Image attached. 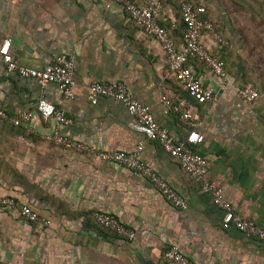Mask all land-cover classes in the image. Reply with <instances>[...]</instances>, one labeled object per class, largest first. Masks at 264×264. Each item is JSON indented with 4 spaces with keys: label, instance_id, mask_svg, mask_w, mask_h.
Segmentation results:
<instances>
[{
    "label": "crops",
    "instance_id": "1",
    "mask_svg": "<svg viewBox=\"0 0 264 264\" xmlns=\"http://www.w3.org/2000/svg\"><path fill=\"white\" fill-rule=\"evenodd\" d=\"M193 1L207 8L225 42L218 45L208 33L202 44L211 53L228 47L230 56L227 85L201 62H189L218 95L204 105L191 99L169 71L161 45L123 6L107 8L110 0H0V46L11 39L14 60L43 70L67 54L78 65L68 100L55 84L42 87L0 69V107L8 117L0 118V196L51 223H30L19 210L0 207V264H163L164 252L174 244L194 264H264V244L223 229L224 212L158 143L131 129L134 120L123 103L101 98L94 106L89 100L92 83L123 82L160 126L185 138L189 123L167 113L162 97L186 99L205 137L197 152L211 163L208 180L223 189L238 213L264 227V93L248 104L235 87L242 83L235 77L243 75L264 85V27H255L253 15L232 0ZM163 15L173 24L182 22L180 6L169 0ZM43 94L73 120L61 128L72 140L126 153L144 142L143 161L188 208L175 207L148 179L121 165L49 141L56 122L37 111ZM23 111L31 120L13 123ZM98 212L119 218L136 231V240L102 228Z\"/></svg>",
    "mask_w": 264,
    "mask_h": 264
},
{
    "label": "built area",
    "instance_id": "2",
    "mask_svg": "<svg viewBox=\"0 0 264 264\" xmlns=\"http://www.w3.org/2000/svg\"><path fill=\"white\" fill-rule=\"evenodd\" d=\"M174 1L181 8L182 20L185 25L181 49L177 47L165 26L169 23V19L163 15L164 4L162 0H110L107 8L114 4L123 6L135 24L161 45L168 60L169 71L191 99L200 105L214 102L218 98L217 93L203 85L189 66V62H201L223 84H229L231 81L225 62L213 56L210 50L202 44L205 35L208 33L212 34L213 41L218 45H223L225 42L216 33L214 24L206 17L207 8L204 5L197 4L193 0ZM11 50L12 41L6 39L0 46V69L5 68L9 73H15L23 79L35 80L42 87L55 84L62 90L63 99H70L76 86L75 73L78 68L76 58L73 55H58L52 59L49 66L39 70L21 65L14 60ZM235 87L239 97L248 104L254 103L259 98V91L253 86L240 87L237 85ZM101 98L123 103L134 120L130 124L131 129L142 134L146 140L158 143L166 153L181 164L184 171L192 179L199 183L202 190L211 196L214 205L224 212L223 229H236L248 239L264 244V227L238 213L226 198L223 189L216 187L208 180L211 163L208 158L197 152V149L204 144L205 137L199 133V123L194 119L192 106L186 99L172 100L166 95L162 97L166 112L180 116L191 127L185 138H176L166 128L158 124L150 108L142 104L125 83H92L89 86L91 104L96 106ZM37 111L44 120L56 122L54 132L47 136L49 141L66 149L96 154L104 162L121 165L148 179L175 207L182 210L188 208L185 199L157 171L143 161L144 142H141L138 148L130 153L97 150L63 135L61 128L73 125V120L64 111L50 103L44 94L37 103ZM18 116L20 119H13V123L19 124L21 119L29 122L32 118L31 114L26 111L20 112ZM0 118H8L1 107ZM0 207L19 210L20 215L30 223L41 222L47 227L51 224L49 220L43 218L36 211L20 205L14 198L0 196ZM95 219L102 228L122 239L131 242L136 240V231L126 226L119 218L105 212H98L95 214ZM163 264L194 263L178 245L174 244L164 252Z\"/></svg>",
    "mask_w": 264,
    "mask_h": 264
},
{
    "label": "trees",
    "instance_id": "3",
    "mask_svg": "<svg viewBox=\"0 0 264 264\" xmlns=\"http://www.w3.org/2000/svg\"><path fill=\"white\" fill-rule=\"evenodd\" d=\"M232 1L235 2L236 4L240 5V6L244 7L245 9H247V11L250 12L255 19H260L261 17L264 19V17L262 15H260L261 14L260 10L256 7L255 4L252 3V0H232ZM162 2L166 6V0H162ZM169 2H172L174 5H178L174 0H169ZM180 12H181V8H180ZM206 17L209 19L208 11H207ZM181 21H182L181 23H177V24H173L172 22L165 24V26L168 28V30L170 32L172 39L175 41V43L179 49H180L181 43H183V36H184L183 30L185 32V25H184L183 20H182V12H181ZM214 26L216 29V27H217L216 24H214ZM217 31H219L218 27H217ZM178 35L182 39V41L180 40V42L177 38ZM227 51H228V47L224 46V47L219 48L218 52H216V53L212 52V55L222 59L225 62L226 70L229 73L228 62L230 60V56L227 54ZM235 78L237 79V81L242 82L239 85L240 87L253 86V87L258 89L259 96L262 93H264V85L261 82H259V80L246 78L244 75L242 76V78H239V77H235Z\"/></svg>",
    "mask_w": 264,
    "mask_h": 264
},
{
    "label": "rangeland",
    "instance_id": "4",
    "mask_svg": "<svg viewBox=\"0 0 264 264\" xmlns=\"http://www.w3.org/2000/svg\"><path fill=\"white\" fill-rule=\"evenodd\" d=\"M254 4L256 3V7L260 10V15L264 17V0H253ZM256 25L255 27H264V19L261 17L260 19H255Z\"/></svg>",
    "mask_w": 264,
    "mask_h": 264
}]
</instances>
